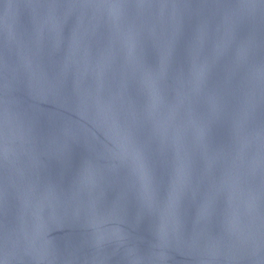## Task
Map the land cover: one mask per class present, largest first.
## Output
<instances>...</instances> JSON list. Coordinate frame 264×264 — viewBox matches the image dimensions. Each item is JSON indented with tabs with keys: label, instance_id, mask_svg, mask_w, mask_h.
<instances>
[{
	"label": "water",
	"instance_id": "1",
	"mask_svg": "<svg viewBox=\"0 0 264 264\" xmlns=\"http://www.w3.org/2000/svg\"><path fill=\"white\" fill-rule=\"evenodd\" d=\"M0 264H264V0H0Z\"/></svg>",
	"mask_w": 264,
	"mask_h": 264
},
{
	"label": "snow or ice",
	"instance_id": "2",
	"mask_svg": "<svg viewBox=\"0 0 264 264\" xmlns=\"http://www.w3.org/2000/svg\"><path fill=\"white\" fill-rule=\"evenodd\" d=\"M134 164L140 167V169L143 171L144 170V161L143 157L139 152L136 153L135 159H134Z\"/></svg>",
	"mask_w": 264,
	"mask_h": 264
}]
</instances>
